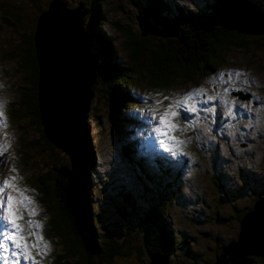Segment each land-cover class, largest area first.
Wrapping results in <instances>:
<instances>
[{
  "label": "rangeland",
  "instance_id": "1",
  "mask_svg": "<svg viewBox=\"0 0 264 264\" xmlns=\"http://www.w3.org/2000/svg\"><path fill=\"white\" fill-rule=\"evenodd\" d=\"M59 1L0 0V6L19 15L22 23L16 26L3 23V10L0 9V55L3 49L8 52L20 47L22 39L19 36L31 35L30 32L36 30V18L42 14L38 13L39 6L52 18L54 11L62 14L64 9L75 10L77 15L85 13L80 3L89 8L86 0ZM167 1L178 5L176 7L202 9L214 0ZM61 2L64 7L59 4ZM51 3L54 5L49 8ZM244 3L251 8L260 4L263 8L260 14L264 15V0H258L255 6L248 0ZM236 10L229 3L221 7L225 24L240 29L248 25L251 32L264 30V16L240 9L250 21L244 23L246 20H239ZM102 11L105 15L103 30L116 45L120 61L127 60L123 47L124 42L128 43L124 27H132L139 34L141 31V35L155 32L144 26L151 24L147 17L151 15L149 10L133 23L135 16L142 13H139V6L129 0H107ZM234 18L237 22L230 21ZM48 22L40 27H47ZM84 22L86 13L83 27ZM174 27L171 20L166 19L163 31H175ZM244 43V47H230L215 72L196 76L186 85H173L165 91L146 90L145 93L134 86L140 99L135 100L136 108L128 106L120 113L118 131L109 123L103 96L93 95L89 102L85 123L97 157L93 177L95 209L109 225L128 220L114 212L116 204L124 210L128 202L125 204L123 197L132 195L138 205H146L141 198L137 173H134L136 162L130 163L124 158L126 145H134L129 157L140 159L144 170L158 179L165 178L164 161L180 170L177 189L181 191H175L172 199L166 201L163 214L177 235V241L186 237L188 244L186 247L183 242L175 245L174 255L169 258L171 264H214L222 246L237 238L241 212L252 209L258 197L264 196L260 195L264 192V40L250 37ZM10 67L15 69L16 64L0 59V264H54L57 259L60 264H74L70 258H65L60 239L46 236L51 215L41 200L40 190L33 185L37 178H50L48 184H52L53 167L64 165L68 155L55 145L54 149L46 148L35 124L26 120L19 125L13 124L14 121L18 123L16 118L9 123L7 103H17L18 89L23 83L20 77H13V73L7 78L3 75V68ZM132 79L134 84L139 80L136 76ZM178 111L185 120L180 119ZM81 140L85 138L78 136L76 139L79 145ZM27 143H35L33 147L36 148L27 152L25 169L21 162L26 156L23 147ZM157 160L160 165L155 163ZM218 180L220 186L216 183ZM115 236L110 232L111 241L118 245L124 242L123 237ZM135 236L138 240L141 237L139 233L131 235ZM133 245L136 246L123 247L130 251L129 256L115 258L107 264H138L134 249L142 244L134 242ZM143 250L140 257L144 259L140 264L150 261L154 252L148 247ZM252 264H264V259L256 257Z\"/></svg>",
  "mask_w": 264,
  "mask_h": 264
},
{
  "label": "trees",
  "instance_id": "2",
  "mask_svg": "<svg viewBox=\"0 0 264 264\" xmlns=\"http://www.w3.org/2000/svg\"><path fill=\"white\" fill-rule=\"evenodd\" d=\"M129 1L139 6V13H142L141 16H135L133 23H137V17H142L149 10L151 15L148 14L147 17H149L151 24L145 26L150 31L157 30L158 34L150 32L151 34L141 35V31L140 34L137 33L131 25H129L131 28L124 27L125 39L128 42L127 45L125 42L123 44L127 59L125 61L119 60L116 45L103 30L105 15L102 8L107 0H86L85 4L89 7L88 9L80 3L82 10L87 12L83 28L91 34L89 50L97 56L95 83L90 90L89 102L93 95L96 98L99 94L103 96L107 106L109 123L116 131L119 130L122 119L120 113L128 106L136 108L135 100L140 99L139 93L133 90L134 86L139 87L142 89L141 92L145 93L146 90L165 91L173 85H186L188 82H193L196 76L215 72L222 57L230 47H244L245 39L250 37L264 40V30L251 32L248 25L243 26L247 27L246 29H240L223 22L221 7L227 3L233 4L237 0H214L212 3L204 5L205 7L202 9L186 8L185 5L176 7L178 5H173L167 0ZM240 1H243L242 4L245 5L244 1L247 0ZM248 2L254 6L258 4V0H248ZM257 6H255L256 8L250 6L233 7L234 10L237 9L239 20L244 21L245 16L240 12L244 9V11L249 10L250 13L255 12L262 15L260 13H263L261 12L263 8L260 7V4ZM14 8L18 10L17 7ZM0 9L3 10L1 14L5 21L3 23L10 22L11 26L21 23L19 15L11 13V10H5L4 6L3 8L0 6ZM39 9H41L40 6L38 7L39 14L45 11ZM166 19L171 20L175 26V31H163ZM230 21H236V19ZM150 25L152 26L150 27ZM33 32L35 33V30L30 32L31 35L19 36L22 39L20 47H15L8 52L3 49L4 46L2 47L4 51L0 55V59L6 63L14 62L16 64L15 69L13 67L7 70L3 68V75L7 78L11 77L13 73V77H20L23 80L22 87L18 89L17 103H7L9 107L6 111V118L9 123H11L10 120L16 118L18 123L13 122L16 125L25 120L27 123L35 124L39 138L47 146L46 148L54 149L53 143L46 138L43 132L38 107L39 67ZM141 74H144L143 77ZM132 76L139 79H136L135 84ZM88 109L89 103L86 113ZM178 112L180 119H183L184 115L180 111ZM86 127L84 121L83 136L85 140L81 143L83 147L81 146L75 152V162L67 154L68 160L64 165L61 163L53 167L52 184H48L50 178L39 180L37 178L33 183L37 190H40L41 200L51 215L49 225L45 229L46 236L53 239L59 238L66 252L65 258H70L74 264H107L115 258L122 259L130 255V251H125L123 247L136 246L133 245L134 242L143 246L134 249L138 264L144 259V256H140L146 247L152 248L151 251L161 252L169 262V258L174 255L173 251L177 243L183 242L184 247L188 244L186 237L180 239V242L178 238L177 241V235L172 232L163 214L164 210L166 212V201L169 202L172 199L171 196L175 191L179 193L181 191L179 188L177 189V184L180 181V170H176L173 165L169 166L164 161L162 173L165 178L159 177L158 179L144 170L140 159L132 160L129 157L134 145H126L123 148L124 158L126 157L130 163L136 162L137 171L135 170L134 173H137V181L141 185V187L139 186L141 198L146 205H143L144 207L138 205L132 195L123 197L125 198L124 203L128 202L123 207L124 210L119 209V204H116L114 212L119 214L121 219L128 220L119 221V225L112 222L109 225L95 209L97 203L93 177L97 170V157L94 145L88 139ZM40 140L38 139V143H41ZM60 140L63 141L61 137ZM71 141L72 137H69L68 140L64 139V144L68 149L71 147ZM34 144L27 143L23 147L26 156L23 157L21 163L25 169L28 165L29 155L27 152L29 154V150L36 148L33 147ZM20 155L23 156L22 151ZM155 163L160 165L161 162L157 160ZM219 182V180L216 181L218 186H220ZM260 195H264V192ZM246 212H241L238 218L239 222ZM110 232L116 234L115 237L117 238L123 237L124 242L118 245L116 241H111ZM136 233L141 236L139 240L136 236L131 237ZM58 260L54 264H60ZM147 262L142 264H147ZM65 264L67 263L65 262Z\"/></svg>",
  "mask_w": 264,
  "mask_h": 264
},
{
  "label": "water",
  "instance_id": "3",
  "mask_svg": "<svg viewBox=\"0 0 264 264\" xmlns=\"http://www.w3.org/2000/svg\"><path fill=\"white\" fill-rule=\"evenodd\" d=\"M239 1L231 5L238 8L249 6ZM52 3L49 8L54 5ZM59 4L63 6V2ZM78 10H81L80 7ZM47 13H42L37 19L34 33L39 67L38 107L46 138L60 150L66 151L75 162V152L82 146L76 139L78 136L84 138L85 113L90 90L95 83L97 56L90 52L91 34L83 28V18L87 12L77 15L75 10L64 9L62 14L54 11L53 18ZM46 21H50L47 27L41 28ZM155 32L158 34L157 30ZM69 137L75 141L70 149L64 144V139L68 140ZM254 257L264 259V196L258 197L252 209L247 210L239 224L237 238L222 246L214 264H252ZM148 264L168 262L161 252L156 251Z\"/></svg>",
  "mask_w": 264,
  "mask_h": 264
},
{
  "label": "clouds",
  "instance_id": "4",
  "mask_svg": "<svg viewBox=\"0 0 264 264\" xmlns=\"http://www.w3.org/2000/svg\"><path fill=\"white\" fill-rule=\"evenodd\" d=\"M144 26H145V25H144ZM151 26H152V25H151ZM149 28H150V27H149ZM239 95H241V94H239ZM241 96H242V95H241ZM245 98H248V96H246ZM234 113H235V111H234ZM243 174H244V175H248L247 172H244ZM248 176H249V175H248Z\"/></svg>",
  "mask_w": 264,
  "mask_h": 264
},
{
  "label": "bare ground",
  "instance_id": "5",
  "mask_svg": "<svg viewBox=\"0 0 264 264\" xmlns=\"http://www.w3.org/2000/svg\"><path fill=\"white\" fill-rule=\"evenodd\" d=\"M243 16H244V15H243ZM244 18H245V17H244ZM245 20H246V18H245ZM247 20H248V19H247ZM247 20H246L244 23L250 22V21H247Z\"/></svg>",
  "mask_w": 264,
  "mask_h": 264
}]
</instances>
